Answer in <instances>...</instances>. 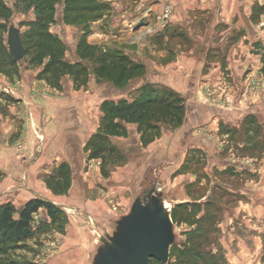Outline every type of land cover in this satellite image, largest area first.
Masks as SVG:
<instances>
[{"label":"crops","instance_id":"crops-1","mask_svg":"<svg viewBox=\"0 0 264 264\" xmlns=\"http://www.w3.org/2000/svg\"><path fill=\"white\" fill-rule=\"evenodd\" d=\"M96 2L107 11L74 32L64 25L62 38L116 49L146 74L119 86L93 73L79 86L70 75L49 83L38 76L42 67L24 66L13 82L0 73V207L20 210L34 198L61 207L68 221L59 241L73 248L61 260L91 264L99 238L85 234L81 216L114 217L117 206L110 204L133 199L132 208L155 185L175 204L219 195L227 202L228 264H264V135L253 131L255 121L264 122V87L245 89L252 77L264 79V0ZM152 81L184 99L183 123L144 132L137 122L115 118L122 133L107 134L109 151L91 157L92 140L106 134L102 104L131 103L138 97L131 92ZM39 214L45 227L57 228L45 209Z\"/></svg>","mask_w":264,"mask_h":264},{"label":"trees","instance_id":"trees-1","mask_svg":"<svg viewBox=\"0 0 264 264\" xmlns=\"http://www.w3.org/2000/svg\"><path fill=\"white\" fill-rule=\"evenodd\" d=\"M43 7H48V14H41L34 22H30L35 30L22 34L28 59L27 67H42L40 78L46 79L53 85H58L61 78L66 74H73L75 80L79 81L80 75L85 74L86 69L83 60L93 59L97 62V75L123 86L130 79L138 78L146 74L144 66L132 61L122 52L114 49L104 51L101 47L89 44L86 39H81L76 45L77 60L71 63L65 59L67 44L56 34L48 30V21H51L55 8L49 5L51 0H42ZM64 6V23L70 13L76 12L74 17L83 25L98 14L106 6L99 4L97 0H76L77 4H71L75 0H61ZM50 6V7H49ZM44 9V10H45ZM47 11V10H46ZM12 10L0 2V72L13 79L20 75V64L11 56L4 34L8 33ZM82 15V16H81ZM4 18V19H3ZM74 22V21H72ZM20 27V26H19ZM22 33V32H21ZM84 82V81H83ZM159 88V87H158ZM166 87L157 89L150 82L138 89L140 95L131 103L126 100L119 102L106 101L102 104V110L106 113L105 133L94 137L91 144L95 149L91 157L106 154L111 146L107 134L119 135L122 133V124L114 122L115 118L126 122H137L140 130L147 132L156 129L163 124L166 127H176L183 123L185 116L184 99L175 91L168 92ZM112 149V148H111ZM216 199L207 202L206 207H215ZM198 206V205H193ZM45 209L51 224L58 227L64 225L65 211L50 201L41 198L29 200L17 210L10 203L0 207V264H21L13 255V252L21 243L33 237L34 216ZM216 214V213H215ZM209 210L205 212L202 222L204 229L199 225L193 231L188 232V239L183 242H175L171 248L170 256L176 259L177 264H228L224 252L213 251L211 248L203 247L210 243L215 227L216 216ZM47 223V219L42 225ZM198 224V221H196ZM200 224V223H199ZM215 241V240H214ZM157 259H151L153 264Z\"/></svg>","mask_w":264,"mask_h":264},{"label":"rangeland","instance_id":"rangeland-1","mask_svg":"<svg viewBox=\"0 0 264 264\" xmlns=\"http://www.w3.org/2000/svg\"><path fill=\"white\" fill-rule=\"evenodd\" d=\"M0 2L6 4L12 10L13 15L10 18V25L14 23L17 26H20L22 34H25V35L28 33V31L37 29V27H33L30 22H34L41 14H46V13L48 14L49 12L48 7H46V9L45 7H43L44 5H43L42 0H0ZM76 4H77V1L75 0L71 5L75 6ZM49 5H54L55 10L52 14L54 16H52L51 21H48L49 22L48 30L50 32H52L53 30L52 33L59 36L67 44V51L65 53V59L71 63H74L77 60V56H74V55L72 56L71 54L73 51L76 50L77 42L75 40L68 41L62 38L64 36L63 34L65 31V28L63 27H65L64 25L74 27L73 29H71L72 32H74L76 31V29L83 28L84 25L82 22H78L76 18L74 17L76 12L70 13L68 15L67 22L65 24L64 22L58 23V15L60 16L63 14V20L65 19L63 3L61 0H51V3ZM263 10L264 9H262V11ZM105 11H107V8L105 9L104 7L101 13ZM104 31L108 32V30L105 27H104ZM69 34L71 35L70 31H69ZM7 35L8 33L4 34L3 36L6 39V44H7ZM172 59H173L172 56L166 57L167 62H170ZM19 64H20L19 68L21 71L22 68H24V66L29 65L28 59L21 60ZM82 64L87 69H86L85 74L80 75L79 77V81H78L79 86L83 84L87 85L91 74L93 73L97 74L96 70L98 69L97 62L93 59L83 60ZM33 68H37V67H33ZM147 74L150 75L149 77L150 79L157 78L156 72H152L150 71V69ZM3 75L6 76L5 74ZM66 75L67 76L70 75L72 76V78L75 79V76L73 74H66ZM18 78H19V75L15 76L13 79L11 78L9 79L13 82L14 80ZM103 79H106V78H103ZM252 79L256 80L257 82V84L253 86L259 85L258 87H256V90L252 89L253 88L252 85L250 86V81ZM250 81L248 85L245 84V89L248 90L249 92L250 91L256 92L257 90H261L264 87V79L261 76L252 77ZM151 84L154 85L157 89H160V86H158L157 83L152 81ZM165 90L168 92L174 91L171 87H168V86L165 88ZM138 92L139 91H132L131 94H133L134 97L139 96L140 93ZM263 108H264V105H263ZM254 124H255V128L253 129V131L258 128L259 131H263V135H264V122L262 121L260 123H257V121H255ZM256 134L257 132H255L254 135ZM19 144H18V147H21L19 146ZM259 149L261 150L262 153H264V141L263 140L260 141ZM196 155H198V158L200 160L203 159V156H201V153H197ZM159 188L160 187L157 186L158 190ZM162 193L164 195V192ZM128 197H130V193ZM231 197H233L232 194H231ZM215 199L217 201L215 203V207H217V204H218V207L215 210H214V207H209L208 209L206 207V204H207L206 201H203L198 206H193L191 203L175 204L173 202H170L171 204L170 215L173 221V231L176 235V242H183L188 239V232L193 231L196 228V225H199L201 229H204L205 225L202 222V218L205 217L204 214L206 211L209 210L210 212H213L214 214L216 213L215 215L217 216H216L215 227L217 231L215 232V234L213 233V238L211 239L210 243L204 244L203 247H208L209 249L211 248L215 252H218L219 250L222 249L226 257L227 251L222 246V239L227 240L229 236L226 238L227 233L223 232L222 224L225 220V214L223 212V209L227 205V202L222 201L219 195L215 196ZM132 200L133 199H130L129 203L126 206L124 205L119 206L118 202L116 201L113 204H110L113 210H114V207L112 205L117 206V209L115 208L117 215L114 217H109L108 214L104 216L102 215L100 217L81 216L83 222L80 224L86 229L85 234H90L91 233L90 231H94V234H92L93 233L92 232L91 235H95V237L99 238L98 246L95 248L94 253L92 254L91 264H95L97 262L100 251L102 247L104 246L102 239L103 238L109 239L108 238L109 236H115V234L118 233L119 228H120V223L123 221L124 217H126L131 211V205H132L131 201ZM229 201H230L229 204L234 203L232 204L234 207L235 202H233V200H229ZM67 221L68 220L65 215V218L62 221V223L66 224ZM196 221H198V224L196 223ZM42 222H44V217L41 214L39 215L36 214L34 216V220L32 223L33 231H34L33 237L21 243L20 246L16 248V250L13 252V255L19 260V262H21V264H51L52 262L54 263L56 262V264H67L65 260H61V259H63V256L64 254H66L67 251H72L73 248L64 249L63 243L59 241V240H62L61 234L63 232L62 230L64 229L63 228L64 225H62V227L57 226L56 229L54 228L48 229L47 227L41 225ZM234 223H237L236 219L234 220ZM97 231L100 232L99 236H97ZM240 234L244 235L245 233L242 231L240 232ZM170 252H171V249H170ZM60 256L62 257L59 258ZM73 259L78 260L79 257H73ZM153 264H177V262L175 258L170 256L169 261L167 263H162L160 261H154Z\"/></svg>","mask_w":264,"mask_h":264},{"label":"water","instance_id":"water-1","mask_svg":"<svg viewBox=\"0 0 264 264\" xmlns=\"http://www.w3.org/2000/svg\"><path fill=\"white\" fill-rule=\"evenodd\" d=\"M7 45L16 62L24 59L21 29L14 23L8 29ZM164 202L157 185L138 197L120 223L118 233L102 239L104 246L95 264H151L153 258L167 263L176 235Z\"/></svg>","mask_w":264,"mask_h":264},{"label":"built area","instance_id":"built-area-1","mask_svg":"<svg viewBox=\"0 0 264 264\" xmlns=\"http://www.w3.org/2000/svg\"><path fill=\"white\" fill-rule=\"evenodd\" d=\"M167 17V16H166ZM255 84H257V82H256V80H254V79H252L251 81H250V86L252 85V89L253 90H256V87H258L259 85H257V86H253V85H255ZM257 89H259V88H257ZM223 106V105H222ZM202 130H200V132H201ZM19 146H22L21 144H19Z\"/></svg>","mask_w":264,"mask_h":264},{"label":"bare ground","instance_id":"bare-ground-1","mask_svg":"<svg viewBox=\"0 0 264 264\" xmlns=\"http://www.w3.org/2000/svg\"><path fill=\"white\" fill-rule=\"evenodd\" d=\"M164 206H165V209H166L167 211H170V210H171V204H170L169 202L165 201V202H164Z\"/></svg>","mask_w":264,"mask_h":264}]
</instances>
